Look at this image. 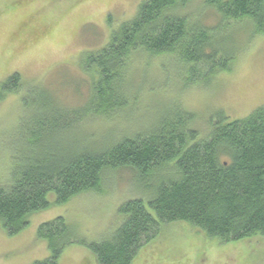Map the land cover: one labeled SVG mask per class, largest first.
Listing matches in <instances>:
<instances>
[{
    "label": "rangeland",
    "instance_id": "rangeland-1",
    "mask_svg": "<svg viewBox=\"0 0 264 264\" xmlns=\"http://www.w3.org/2000/svg\"><path fill=\"white\" fill-rule=\"evenodd\" d=\"M145 1L0 0V85L16 73L23 83L0 100V184L11 182L16 154L20 159L29 152V157L49 145L60 151H107L122 140L154 134L163 118L169 127L176 122L175 114L182 113L192 115L187 128L199 130L203 138L220 110L236 121L264 107V35L254 34L251 21L222 22L208 0H193L176 15L186 17L190 27L199 22L216 29L214 36L223 37V47L234 57L229 72L215 75L208 86L203 76L188 83L191 72L179 55L139 51L119 77L126 107L76 121L75 126L62 119L51 139L44 135L42 145H34L29 137L45 127L44 113H70L85 106L98 80L87 56L105 48ZM172 170L167 166L144 180L134 171H111L103 177L101 192L91 190L64 206L52 203L50 209L34 213L19 234L9 236L0 223V264L47 259L50 250L37 238L38 226L60 216L86 242L109 238L121 224L120 207L134 198L148 202L156 187L172 178ZM50 201L55 202L54 194ZM60 264H97V258L86 247L70 245ZM133 264H264V236L222 243L180 221L163 226Z\"/></svg>",
    "mask_w": 264,
    "mask_h": 264
},
{
    "label": "trees",
    "instance_id": "trees-1",
    "mask_svg": "<svg viewBox=\"0 0 264 264\" xmlns=\"http://www.w3.org/2000/svg\"><path fill=\"white\" fill-rule=\"evenodd\" d=\"M192 1L146 0L141 4L137 16L114 32L105 48L87 56V66L98 80L85 106L70 113H44L45 127L31 133L32 143L39 147L44 135L51 139L62 119L75 126L76 121L96 114L108 116L126 107L119 77L139 51L179 55L191 72L188 83L200 82L203 76L208 86L215 75L229 72L234 57L223 47V37L214 36L216 29L199 22L190 27L186 17L176 15ZM208 5L222 22L251 21L254 34L264 35V0H208ZM21 86V75L16 73L0 85V100ZM191 117L175 114L176 122L169 127L163 118L154 134L122 140L107 151L88 147L60 151L49 145L29 157V152L20 159L16 154L11 182L0 184L1 226L9 236L21 233L34 213L53 204L68 205L91 190L101 192L108 172L126 169L144 180L171 165L172 178L157 186L148 202L134 198L124 203L118 210L121 224L101 242L77 237L62 216L40 224L37 238L47 244L50 256L34 264H60L70 245L88 248L98 264H133L139 250L163 226L180 221L222 243L264 236V107L236 121L220 110L203 138L199 130L187 128L194 121ZM53 194L55 202L50 201Z\"/></svg>",
    "mask_w": 264,
    "mask_h": 264
}]
</instances>
